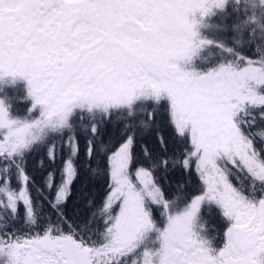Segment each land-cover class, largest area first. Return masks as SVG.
<instances>
[{
    "label": "snow or ice",
    "instance_id": "snow-or-ice-1",
    "mask_svg": "<svg viewBox=\"0 0 264 264\" xmlns=\"http://www.w3.org/2000/svg\"><path fill=\"white\" fill-rule=\"evenodd\" d=\"M0 264H264V0H0Z\"/></svg>",
    "mask_w": 264,
    "mask_h": 264
},
{
    "label": "trees",
    "instance_id": "trees-1",
    "mask_svg": "<svg viewBox=\"0 0 264 264\" xmlns=\"http://www.w3.org/2000/svg\"><path fill=\"white\" fill-rule=\"evenodd\" d=\"M21 87H22V85H21ZM21 94H23V93L21 92ZM21 107H26V105H23V106H21ZM14 112H15V109H14Z\"/></svg>",
    "mask_w": 264,
    "mask_h": 264
}]
</instances>
